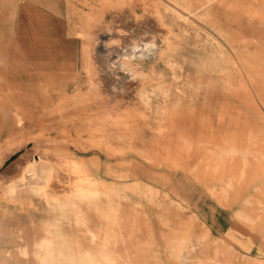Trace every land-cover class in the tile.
I'll return each mask as SVG.
<instances>
[{
    "label": "rangeland",
    "instance_id": "rangeland-1",
    "mask_svg": "<svg viewBox=\"0 0 264 264\" xmlns=\"http://www.w3.org/2000/svg\"><path fill=\"white\" fill-rule=\"evenodd\" d=\"M27 1L30 11L22 13ZM241 2H216L211 20H203L173 0H0V264H37L33 245L48 237L52 222L90 244L84 230L55 214L42 192L25 188L8 195L6 183L25 155L69 156L123 197L119 234L125 241L118 249L127 248L135 264H179L167 239L183 234H208L204 255L224 240L234 249L235 264L246 258L264 263V195L250 176L236 182L232 154L226 167L220 155L243 117L253 127L264 125V105L259 101L247 115L238 99L247 52L264 46V19L256 14L263 0ZM141 38L154 44L125 66L136 75H114V67L123 70L116 49ZM222 49L229 85L224 74L211 78L202 70L203 60ZM16 111L25 114L20 124ZM91 122L102 128L99 140L113 152L90 145ZM204 124L213 140L199 133ZM179 129L193 138L183 166L161 162L164 154L145 153L173 146ZM135 182L150 186L153 199L132 192ZM239 213L256 219V228Z\"/></svg>",
    "mask_w": 264,
    "mask_h": 264
},
{
    "label": "bare ground",
    "instance_id": "bare-ground-1",
    "mask_svg": "<svg viewBox=\"0 0 264 264\" xmlns=\"http://www.w3.org/2000/svg\"><path fill=\"white\" fill-rule=\"evenodd\" d=\"M173 1L188 14L203 20H211L210 18L214 15L212 7L216 2L218 4L229 3L231 6H238L242 3L241 0ZM256 14L261 20L264 19V0L262 9L258 10ZM153 44V41L141 38L137 41L127 42L121 48H117L119 66L124 71L114 67L112 73L114 75H125L128 72V75H136L134 71L125 66L136 57L147 54ZM247 61L249 66L245 72H242V85L238 91L241 97H238V99L242 103L244 114L248 115L252 114L253 110L258 107L259 101L264 105V46L249 49ZM227 63L225 50L222 49L211 59L203 60L202 70L207 72L211 78L215 76V73L224 74L226 76V85H229L232 84V76L226 71ZM169 91L160 87V92L166 96L169 95ZM141 96L146 102H150V94L147 91H143ZM166 114L174 115L175 112L168 111ZM15 116L18 124L22 123L25 118V114L20 111H16ZM181 116H179L180 120H187V117ZM28 119L26 118V120ZM243 119L240 124L241 127L236 124L235 128L228 133L227 142L229 147L225 152L220 153L221 164L226 167L229 158L228 153L232 154L230 166L235 169L231 173L232 178H235L236 182L240 183L244 176H250L251 180L257 184L258 191L264 195V149L260 147V142L264 145V125L261 128L253 127L247 122V119L244 117ZM89 124L88 130L93 138L89 141L90 145L93 147L104 146L103 141L99 140L97 135L102 132V128L95 122ZM177 131L178 138L175 143L173 142V146H167L165 149L154 147L144 150L145 153L164 154L165 161L161 162L170 163L173 166H183L182 157L191 150L193 138L184 129ZM160 132H166V136H170L172 130L161 128ZM199 133L206 134L213 140L214 133L213 131H208L205 124L204 127H200ZM104 148L108 152L114 151V147L111 144H106ZM250 156L254 158L250 159ZM235 157L241 159L240 162H235ZM16 164L15 174L6 183V192L9 196L14 197L25 188L42 192L47 197L56 215L61 219L73 222L89 235L90 244H86L84 241L74 239L73 236L67 234L60 228L58 223L52 222L47 230L48 237L36 241L33 245L37 264L136 263V259L127 248L124 251L118 249L119 244H123L125 241L121 238V233L119 234V231L122 230L119 223V215L122 211L121 199L123 197L115 193L112 188L101 183L98 178L88 176L80 165L69 156L59 160H42L41 157L35 159L31 155H25L19 158ZM129 188L132 192L145 196L149 200H152L155 195L151 187L142 182H135ZM90 213L95 214L93 221L90 218ZM238 217L251 227L256 228V219L253 217L246 213H239ZM207 238L208 234H204L202 237H194L191 234H183L177 238L168 237L167 243L170 255L179 264L188 263L193 259H196L195 264H203L204 262L208 264H235L234 249L224 240L215 243L212 252L204 255L202 249L208 242ZM198 250L201 253L197 255ZM22 253L24 256H28L30 248H23ZM252 260L246 258L243 264H253ZM255 264L264 263L256 262Z\"/></svg>",
    "mask_w": 264,
    "mask_h": 264
},
{
    "label": "crops",
    "instance_id": "crops-1",
    "mask_svg": "<svg viewBox=\"0 0 264 264\" xmlns=\"http://www.w3.org/2000/svg\"><path fill=\"white\" fill-rule=\"evenodd\" d=\"M31 4H32V3H31L30 1H27V2H26V9H24L22 13H25L26 11H30L29 6H31ZM29 13H30V12H29Z\"/></svg>",
    "mask_w": 264,
    "mask_h": 264
}]
</instances>
